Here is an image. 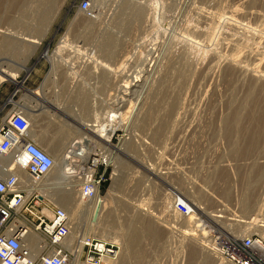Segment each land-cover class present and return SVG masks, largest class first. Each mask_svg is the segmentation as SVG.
Segmentation results:
<instances>
[{
  "label": "rangeland",
  "instance_id": "1",
  "mask_svg": "<svg viewBox=\"0 0 264 264\" xmlns=\"http://www.w3.org/2000/svg\"><path fill=\"white\" fill-rule=\"evenodd\" d=\"M81 1L0 0L6 5H0V26L40 40L35 46L6 45L0 35L3 69L18 71L24 62L30 69L19 73L18 83L2 84L17 93L0 102V128L29 100L19 83L39 91L35 94L39 100L42 92L65 107V115L47 109L52 117L41 116L38 127L48 136L62 134L63 152L70 141L86 136L77 130L82 129V121L97 124L102 129L97 133H102L103 125L110 128L109 142H98L100 135L80 138L91 139L93 153L103 148L110 156L108 167L100 168L106 176L100 195L107 197V209L114 210L112 224L120 237L117 242L107 241L115 253L99 264H123L120 239L139 212L149 213L145 220L157 228L158 236L143 229L142 241L126 264H198L189 255L195 249L212 253V260L204 264H231L216 252L217 237L264 239V182L255 187L257 207L249 213L240 207L249 172L255 171L254 165L264 169V139L259 146L255 143L257 153L234 155L223 127L235 96L234 101H239L252 80L264 84V0H94L88 11L81 9ZM138 6L140 17H132ZM86 19H93V24ZM106 34L116 40L108 53L100 46ZM91 57L98 60L90 61ZM229 67L235 71L231 79L226 75ZM181 72L186 74L184 81L178 78ZM132 81L140 86L127 91L124 99L115 97L116 83L124 87L121 84ZM3 95L0 92V101ZM170 99H176L174 110L169 108ZM113 113L116 118L111 121ZM86 132L96 136V131ZM119 175V187L113 191ZM75 185L79 196L80 182ZM179 199L191 208L190 224L176 209ZM205 211L222 215V221L214 222ZM83 230L77 232L78 241L85 236ZM94 233L91 230L86 237L101 239ZM201 241H210V248L202 247ZM87 254L84 246L78 261L88 262Z\"/></svg>",
  "mask_w": 264,
  "mask_h": 264
},
{
  "label": "built area",
  "instance_id": "2",
  "mask_svg": "<svg viewBox=\"0 0 264 264\" xmlns=\"http://www.w3.org/2000/svg\"><path fill=\"white\" fill-rule=\"evenodd\" d=\"M93 1L82 0L81 9L88 11ZM29 133L30 123L23 110L11 113L0 128V163L2 157L14 154L6 171H0V264H70L79 254L76 243L71 249L65 245L71 221L68 213L55 205L51 188L44 184L54 167V159ZM100 136L102 141H110L107 136ZM63 161L66 175L80 182L79 193L88 200L94 199L106 180L100 168L108 167V152L100 148L93 153L90 140L75 139L63 152ZM21 168L25 176L19 173ZM176 209L182 215L191 212L182 200L176 202ZM32 233L40 237L41 250L36 257H32L27 243ZM215 241L216 252L231 264H264V239L260 237L239 240L224 236ZM84 246L92 264H99L108 254L115 253L107 242L92 236L87 237Z\"/></svg>",
  "mask_w": 264,
  "mask_h": 264
},
{
  "label": "bare ground",
  "instance_id": "3",
  "mask_svg": "<svg viewBox=\"0 0 264 264\" xmlns=\"http://www.w3.org/2000/svg\"><path fill=\"white\" fill-rule=\"evenodd\" d=\"M4 2H2L0 5H2ZM10 2H11V0H10ZM46 3H45V5L49 4V3H47V4ZM17 4H18V2H17ZM20 4H21V2H20ZM45 5H43V6H45ZM4 6H6V5H4ZM127 6H126V8L129 9V7H127ZM7 7H8V5H7ZM9 7H10V4H9ZM52 8H53V6H52ZM13 9L15 10L17 8H13ZM9 10H12V9H9ZM140 10H142L141 7H139V6L138 7H134L132 9V14H133L132 17H135V18L136 17L137 18L140 17L139 14H138L140 12ZM5 11H7V9ZM12 12H13V10H12ZM90 18H92V17H90ZM93 21H94L93 19H88L86 21V23H88L89 25L90 24L92 25ZM224 24H225V22H224ZM12 32L8 31V28L6 29V28H2L0 26V35L3 36L4 39H6L4 44H6V45L19 44V45H27V46H35V45L40 44V40L36 39L34 36L16 35V34H14ZM194 41H196V43H197V40H193V42ZM115 43H116L115 38L111 34H106L104 36L103 40L100 42V46H102L103 52L108 53V52H110V50L112 49V46ZM87 60H88V58H87ZM89 60L90 61H96V60H98V58L97 57H95V58L91 57ZM231 60H232L233 63L235 62V64H236V59L235 58H233ZM231 60H230V62H231ZM123 65H124V62H123ZM21 66L22 67L18 71H13V70L7 69V68L3 69L2 62L0 61V88H1L2 84L4 82H7V81H12V82L18 83L19 73L21 71H23V70H26L28 72L30 71L29 67L27 66V62H24V64H21ZM231 66H234V65H232V63H231ZM234 67H236V66H234ZM229 68L230 69H227V74L226 75H227L228 79H231L233 77V74H235V73H233L235 71H233V69H231L232 67H229ZM252 70H254V69H252ZM184 74L182 72L180 74H178L179 75L178 78L181 79V80L179 79L180 81H182V80L184 81V79H185ZM185 76H186V74H185ZM261 79L264 80V78H261ZM135 81H138V80L136 79ZM19 85H20V89L23 88V89H25L28 92L27 96H28L29 100H25V103L23 104V107H24L23 113L26 115V117L28 118L29 123H30L29 136L32 139H34V141L36 143H38V145H41V147L44 150H46L50 155H52V157L54 159V167H53L50 175L48 176L49 179L47 178V180L45 179L46 181L44 180V184L47 185L48 187H50L51 189H53V191H51L52 192L51 193V197L53 198L54 202L59 204L69 215L72 229H71L70 235L67 237V239L65 241V245L69 249H71V248L74 247L75 242H76V244L77 243L79 244V245H76L79 248L78 258H76L75 260L71 261L70 264H92L91 262H86L87 260L85 262L84 261L80 262V260L78 261L79 257H81L80 254L82 253L83 248L82 249L80 248V243H79L80 241H78L79 237L77 238V234L80 233V230L84 229L83 231L85 232V234H83V235H85V236H84V238H81L82 239V241H81L82 244H84V243L86 244L87 243V237L86 236L89 234V231H91V230L96 232V234L95 233L94 234L97 235L99 238H101L104 243H106L108 240H113V241H116V242H117V240L119 241L118 238L120 237V235L116 234L117 231L115 232V230H114L115 227L112 224V222H114V218H113L114 210L112 208H110V207L107 209L106 205L108 204L107 203L108 199L106 200L107 197L101 196L100 193L97 194V196L94 199H91V200L86 199L80 193H79V196H76V192H75L74 188L76 186L75 185L76 182L79 183V181L76 180V179H70L69 175H66V172L64 171L65 169H64V161H63V154H62L63 153V149L66 146L65 145V141H64V136H62V134L56 135V136H48L44 130L40 131L38 129V127L41 125L40 123H43V122H41L40 117L41 116L43 117V116H46V115H50V114L52 115V113L48 112V110H51L50 107H53L55 109V113H57L56 111H58L60 114H64V115H65V113L63 111V108H65V107H63L62 105H59L57 103H54V102H52V101H50L48 99H43L42 98L41 100H39L37 97H35V94H37L36 91L28 89L27 87H25L23 85V83H19ZM121 85L124 86V87H120V85L116 83V86L114 88V91H115L116 94L115 93L114 94H115V97H117V98L119 97V98H123V99L127 95V91H129L132 88L135 89L136 87L140 86V84H137V82L133 83V81L132 82H128L127 84H121ZM163 89H164V87H163ZM169 90L170 89H168V91ZM168 91H167V93H168ZM119 93H121V96L119 95ZM163 95L166 96L167 94H163ZM165 96L163 98H165ZM176 99L175 100H171L170 99L171 101H168L170 109L171 108L173 109V108H175V106H177L176 105V103H177ZM235 99H237L236 96L233 99V101L230 102V104H229V107H231V112H228L229 114L226 116V118L224 120L223 127L225 126V130L224 129L223 130L226 132V135L229 136V140L232 141V145H233L232 149L233 150H232L231 153H233L234 155H239V154L242 155V154L249 153L251 155L252 152L254 153L255 151H257V149H254V148L256 147V145L259 146L258 142L261 139H264V84L258 82V80L257 81L256 80L250 81V83L246 87L245 93L241 97V99L239 101H234ZM164 102H165V100H164ZM167 106L168 105H166V107ZM170 109H168V110L166 109V110L168 112H170L171 111ZM51 115H50V117H52ZM44 118L45 117H43V119ZM114 118H116V113H113L111 121ZM95 122H99V121H97V119H95ZM82 123L84 124V126L87 124L86 125V129H79V128L77 129L78 131H80V130L84 131V135H86V136H84V137L81 136L82 138L89 137V136H91L92 138H95L97 136L99 137V135L102 134V136L103 135L107 136L108 140L110 139V137H108L110 135L109 132L111 131L110 128L104 129V127L107 126V125L101 126V128H103L102 133H97V131L102 130V129L99 130V129L96 128V126H98L97 124L93 123V125H92V122L86 123L85 121L84 122L82 121ZM106 130L109 131V132L104 133V131L106 132ZM86 131H90V132H95L96 131L95 132L96 136L93 137L92 135L89 134V132H86ZM106 134H108V135H106ZM81 137H77L75 139H80ZM72 141H70V143ZM97 141L100 142V143H104L100 138H97ZM261 142H263V141L261 140ZM255 143H257V144L255 145ZM67 146H69V145H67ZM122 147H123V145H121V147L119 146L117 149L118 150H122ZM263 148H264V146H263ZM261 151H263V149H261ZM255 153H257V152H255ZM13 156H14V154L11 153V154H9V155H7L5 157H2L3 158V162L0 163V171L1 172L6 171L8 165H9L8 161H9V159H12ZM149 165H151V164H149ZM123 166H124V164H123ZM256 167H257L256 165H254V168L252 166V168H253L252 171L253 170H255V171H253V173L251 172L252 174L249 172V174L251 176L249 175V178H248L247 183H246L247 184L246 185L247 190L244 189V190L247 191V195H245V193H244L245 196H244L242 204L240 206L241 207V211L243 213H249L250 211H253V209L256 206L255 205V200L257 199V198L256 199L254 198L255 189H256L255 187L258 188L257 185L260 184L261 182H264V169H263V167L262 168H260V167L256 168ZM123 168H125V167H123ZM70 172H74V170H71ZM19 173L22 176H25L24 169H22V168L19 169ZM151 173H153V171H151ZM118 177L119 178H117L115 180L113 186L111 187L113 191L120 184L119 183L120 182L119 181L120 180V175ZM67 178L69 179V181H67ZM49 180H52L51 182L52 183L55 182V184L54 185L50 184L48 182ZM65 180H66V182H65ZM64 183H65L66 186H63ZM179 200H182V199H179ZM182 201H184V200H182ZM184 202L188 205V203L186 201H184ZM188 207L190 208L189 205H188ZM197 207H198V209L201 208L200 204L199 205L197 204ZM198 209H197V211H198ZM190 211H191V208H190ZM190 213L187 214V215H184L182 217V219L185 220V218H186V220H188V222H185L186 220L183 221V222H185L186 225H187V223L190 224L192 222V220H193L192 215H190ZM202 213L204 215L208 216V217L210 216V218L214 222L222 221L220 219V217L222 215H216V214H212L211 212H206V211L202 212ZM138 214H139V216L137 218L138 220L135 218L134 222H133V219H132L131 222H128L129 224L127 223V227H126L127 228V232L123 233L122 234V238L120 239L122 241V243H123V247H124L123 249H124V252H125L124 257H123V264H126L125 263L126 262L125 259L127 257L131 256L134 253V251H135L134 249L141 243L142 239H140V235H141L143 229H145L146 231L151 232V234H153V237H157L158 236L157 228L156 227H152V224L149 221L145 220V218H147V217H144V216H146L147 214L149 215V213L146 212L145 214H143L142 212H139ZM178 214L179 213H177V215ZM92 217H94V218L92 219ZM180 217L181 216H179V218ZM177 221H178V219H177ZM138 223H141V228H139V229L137 227ZM194 223H196V222H194ZM83 226H84V228H83ZM78 231H79V233H77ZM185 232H186V230L183 231V233H185ZM191 234H193V233H191ZM180 237H182V236H180ZM227 237H228V235H227ZM192 239H194V238H192ZM198 240H200V239H198ZM201 242L203 244L202 247L210 248V247L207 246L210 243V241L208 242V244H205V241H201ZM27 243L30 246V249H31V252H32V257H36V255H38V253L41 250V248H40V237L37 234L32 233V234L29 235V239H28ZM197 243L199 245V242H197ZM182 246H183V244H182ZM83 247H84V245H83ZM198 248H199V246H198ZM199 250L195 249V250H193V251L191 250L189 252L190 253L189 255L191 257V261L198 262V264L209 263L212 260V258H211V254L212 253H209V252H206V251H205L206 252L205 253V252H203L204 249H201L200 252H199ZM181 253L182 252H180V254ZM104 260L110 261V260H108L106 258H104Z\"/></svg>",
  "mask_w": 264,
  "mask_h": 264
},
{
  "label": "crops",
  "instance_id": "4",
  "mask_svg": "<svg viewBox=\"0 0 264 264\" xmlns=\"http://www.w3.org/2000/svg\"><path fill=\"white\" fill-rule=\"evenodd\" d=\"M52 62H55V60H51ZM4 92V95L1 97L2 98V101H0V102H4L5 101V99H7L8 98V96L9 95H15L16 93H17V89H9V88H5V86H2L1 88H0V92ZM38 94H40V92L39 91H36ZM41 97L42 98H45V99H48V97L47 96H45V95H42V92H41ZM38 98V97H37ZM79 129H81V128H79ZM82 129H86V125L84 126V124L82 123Z\"/></svg>",
  "mask_w": 264,
  "mask_h": 264
}]
</instances>
